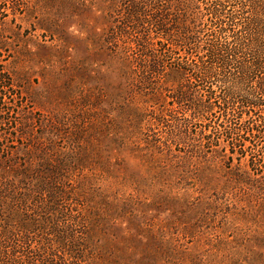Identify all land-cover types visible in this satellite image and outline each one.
Listing matches in <instances>:
<instances>
[{
  "label": "rangeland",
  "instance_id": "rangeland-1",
  "mask_svg": "<svg viewBox=\"0 0 264 264\" xmlns=\"http://www.w3.org/2000/svg\"><path fill=\"white\" fill-rule=\"evenodd\" d=\"M132 1L1 3L0 264H264V196L143 71Z\"/></svg>",
  "mask_w": 264,
  "mask_h": 264
},
{
  "label": "trees",
  "instance_id": "trees-1",
  "mask_svg": "<svg viewBox=\"0 0 264 264\" xmlns=\"http://www.w3.org/2000/svg\"><path fill=\"white\" fill-rule=\"evenodd\" d=\"M6 1L0 0V17L7 14L1 7ZM162 1L133 0L130 6L137 27L146 24L169 38L141 68L146 75L170 70L181 76L185 85L170 98L183 113L191 111L192 118L212 127L203 136L206 151L221 157L227 168L235 163V182L264 196V0ZM193 83L201 84L204 102L189 92ZM12 85L0 71V102Z\"/></svg>",
  "mask_w": 264,
  "mask_h": 264
}]
</instances>
